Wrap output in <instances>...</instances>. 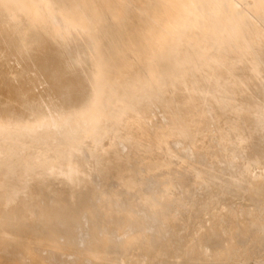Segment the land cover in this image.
Returning a JSON list of instances; mask_svg holds the SVG:
<instances>
[{"label": "bare ground", "instance_id": "1", "mask_svg": "<svg viewBox=\"0 0 264 264\" xmlns=\"http://www.w3.org/2000/svg\"><path fill=\"white\" fill-rule=\"evenodd\" d=\"M263 22L264 0H0V264L257 259ZM212 188L255 211L186 242Z\"/></svg>", "mask_w": 264, "mask_h": 264}, {"label": "rangeland", "instance_id": "2", "mask_svg": "<svg viewBox=\"0 0 264 264\" xmlns=\"http://www.w3.org/2000/svg\"><path fill=\"white\" fill-rule=\"evenodd\" d=\"M232 1L236 4L238 10L239 9L240 10H248L249 7L251 6V4L253 3V0H232ZM262 26L264 29V22L262 23ZM224 97L226 100H229V101L231 99V97L229 95H225ZM230 104H232V103L230 102ZM243 162H245V159H243ZM257 172H258L257 168L251 169L252 174H256ZM172 189L173 188H172L171 182L167 181V182L157 183V189H156V192L154 195L155 201L157 203H161L164 200L165 194L170 193L172 191ZM212 189H213L214 194L217 193L215 195L217 197V199L212 202V204L208 207V209L206 211L204 210L203 212L199 213V215L197 217L192 218L190 220V222L187 223V225H186L187 226V233L189 236L186 239V242H189L190 238L200 239L201 237L208 235L213 229H218L220 232L226 234V232L228 233L232 227V222H233L232 218L234 216L237 218H240L242 215H244L246 213H250V212L255 211L254 203L250 198L247 197L248 195H245V196L243 195L241 197L223 196L220 189H218V188H212ZM102 198L105 199V194H102ZM116 200H117V202H119L121 200V198L118 197V198H116ZM170 200L172 202H174L175 204H178L177 206H179V208H181V210H185V211L189 210V206L187 203V201H188L187 197H180L177 193H175L171 197ZM262 204H264V203L262 202ZM187 206H188V209H186ZM242 211H244V212H242ZM174 212H173L174 215L179 213L177 210H174ZM226 221H227V223H226ZM175 223H177V222H175V221L172 222V224H175ZM145 232H146V234L144 233V235H142V241H143V245H145L147 247L148 245H150L152 242H154L156 240L157 235H156V233H150L149 231H145ZM137 234H139V231L137 233V230H129L127 227L123 228L119 232V234H117L116 241H120L121 239L125 238L126 236H136ZM145 239L146 240L151 239L152 241L150 240L147 242ZM124 257H125L126 264H130L131 260L134 259V257L129 253L125 254ZM261 258H263V259H261ZM142 259L146 263L152 264V263H156V261L161 260V256H158L156 259H154L153 254L151 252H149L147 254H143ZM257 260H261L264 264V251L259 255V257L257 259H254V258L250 259L247 264H257L256 263ZM205 264H221V263L218 261H215L210 256H207Z\"/></svg>", "mask_w": 264, "mask_h": 264}]
</instances>
